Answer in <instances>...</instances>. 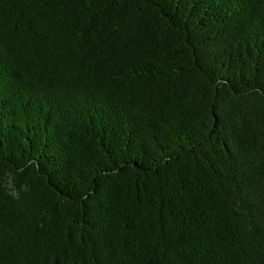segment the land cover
<instances>
[{"label":"trees","instance_id":"1","mask_svg":"<svg viewBox=\"0 0 264 264\" xmlns=\"http://www.w3.org/2000/svg\"><path fill=\"white\" fill-rule=\"evenodd\" d=\"M0 264H264V0H0Z\"/></svg>","mask_w":264,"mask_h":264}]
</instances>
